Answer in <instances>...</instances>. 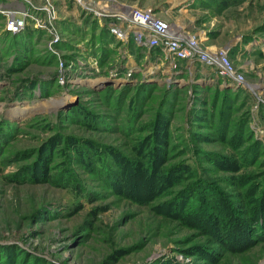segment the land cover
Here are the masks:
<instances>
[{"label":"rangeland","instance_id":"rangeland-1","mask_svg":"<svg viewBox=\"0 0 264 264\" xmlns=\"http://www.w3.org/2000/svg\"><path fill=\"white\" fill-rule=\"evenodd\" d=\"M34 1L25 0L22 9ZM116 1L150 8L184 26L203 47L228 48L251 90L264 91V0ZM4 23L0 15V264H264V241L227 245L230 234L222 222L250 208L240 202L247 186L233 187L231 178L257 166L219 164V156L236 161L245 155L244 144L232 149L214 135L224 108L218 103L211 112L208 87L220 82L193 67L199 81L179 74L180 81L167 84L159 71L148 70L153 59L99 35L103 26L81 14L77 24L57 20L58 40L50 45L32 25L26 28L41 35L20 44ZM241 99L230 104L229 127L245 110ZM252 105L251 95L249 114ZM158 114L169 121L167 161L150 174L148 132ZM196 132L210 139L192 140ZM207 153L217 161L207 162ZM178 162L209 180L225 202V215L223 208L204 206L206 215H216L217 233L186 215L196 203L181 200L191 180L163 187L164 170ZM106 167L121 169L120 187L103 175ZM194 194L193 201L203 197Z\"/></svg>","mask_w":264,"mask_h":264},{"label":"built area","instance_id":"built-area-1","mask_svg":"<svg viewBox=\"0 0 264 264\" xmlns=\"http://www.w3.org/2000/svg\"><path fill=\"white\" fill-rule=\"evenodd\" d=\"M66 2L77 7L83 16L101 24L114 40L143 52L144 60L153 59L148 70L159 71L167 84L178 79V64L185 62L189 66L204 68L209 79L220 82L219 88L248 89L253 98V105L250 108L247 127L252 139L259 143L264 151V128L256 117L257 107L264 108V91L251 90L250 84L244 79V72L234 68L230 62L228 48L203 47L200 38L190 34L184 26L157 17L150 8L140 9L116 0H63L64 5ZM26 3L29 5L26 10L0 7V15L5 17L3 30L10 35H17L26 26L32 25L34 29L45 33L49 38V45L56 42V0ZM155 61L158 63L155 64ZM188 75L192 77L191 73Z\"/></svg>","mask_w":264,"mask_h":264},{"label":"trees","instance_id":"trees-1","mask_svg":"<svg viewBox=\"0 0 264 264\" xmlns=\"http://www.w3.org/2000/svg\"><path fill=\"white\" fill-rule=\"evenodd\" d=\"M95 25L96 22L92 21ZM98 27V26H97ZM99 28V27H98ZM29 30L26 28L23 33L13 35L20 44L25 41V39H31L30 36H40L41 33L37 31ZM99 31L101 32L99 35H108V33L105 31V29L99 28ZM11 36V37H13ZM132 47V46H131ZM23 52V51H22ZM31 85V84H29ZM31 87V86H29ZM213 87V86H212ZM192 88H195L194 86ZM200 88V87H198ZM202 89V88H200ZM210 91L213 93L212 98V109L215 110L216 105L219 103L220 105H223V110L219 108V119L217 120L219 123L218 128L215 126V134L219 135L218 142L224 144L227 143L232 147V149H238V147H241V144H244V156L239 157L236 159V161L229 160L227 157L219 156V164H223L224 167H229L230 165L238 168L248 167V166H254L256 165L257 168L252 173L249 174H241L237 178H231V184H233V187L243 188L247 186V188L243 191V194L241 195L240 202H249L250 208H248L245 216H233L232 214L227 216L224 223L225 228L229 230L230 238L227 240V245L229 246H236V247H246V244L251 241L250 239H257L260 241H264V151L259 145V143L255 142L247 127L248 117H249V104L251 105V95L246 90H231L229 87H223L219 89L218 85L216 84L213 88L208 87ZM213 89V90H211ZM242 96L241 101L239 102L242 109H245L244 112L238 117L235 122H231V126H228V118H230V115L233 113L231 108L232 101L235 97L239 98ZM206 103V101H205ZM201 105H204V103H201ZM235 109V108H234ZM195 111V110H194ZM193 111V112H194ZM196 111L198 109L196 108ZM235 112V111H234ZM164 114V113H163ZM157 115L154 116V120H152L150 131L148 132L150 136L151 143H153L152 151L146 155V168L149 170L150 174L156 170V168H160V163L164 164L167 160L165 157V150H163V147L166 145L167 142V133H168V120L164 115ZM257 117L264 127V108L261 106L257 107L256 111ZM223 116L226 118V120H222ZM223 122V123H222ZM214 122L211 121L210 125H212ZM230 129L232 132L229 137L226 135V130ZM228 129V130H229ZM199 131V130H198ZM226 135V137H225ZM190 137L192 140L196 139H202L204 141L210 139V136L203 135L199 132L191 133ZM199 137V138H197ZM226 138V140H224ZM142 141V139L140 140ZM105 149L112 150V148L107 147L106 145L102 146ZM114 151V150H113ZM165 153V154H164ZM115 155H118L116 151H114ZM208 156L207 162L210 164L213 163V158H215V162L217 161V157L213 156L210 153L205 154ZM120 157V156H119ZM122 158V157H120ZM166 158V159H165ZM112 158H110L109 162L112 164L114 163L111 161ZM89 165L92 166V160H87ZM127 162H130L128 160H125ZM96 162V161H95ZM131 163V162H130ZM118 167L119 164H117ZM131 166H134V163L131 164ZM100 167V166H99ZM262 167V170L260 168ZM131 170V178L129 179L128 183H133V175H132V167H130ZM111 171V172H109ZM165 171V175L167 177L162 179L163 187H166L165 185H172V186H178L182 184L184 181L191 180L192 183L189 185V191L183 194L181 200H185V206L188 205L187 202H196L192 206V208L186 210V215L188 217L193 218L198 224H200L201 229L205 230L206 232H210L211 234L217 233L215 230H217V218L216 215L213 214V210L209 213V215H206L204 212V206H209V208L213 205L215 209L219 208L223 210H220L223 212V215H225V202H223L219 196L220 194H217V190L212 185V183L207 180L206 178H198L195 173L190 170L189 166L185 162H178V164L170 166ZM103 175L107 174V177L109 178V182L111 185L119 186L122 185V179L123 177L119 172H121V169L119 172H116L115 169H108L107 167L103 169ZM171 172V174H169ZM194 173V174H193ZM169 174V175H168ZM151 177V175H150ZM252 183V184H251ZM60 185H63V181H61ZM127 185V184H126ZM137 188V187H136ZM236 188V189H238ZM121 190V189H120ZM183 190H186V188H183ZM188 190V189H187ZM195 191H201L202 198H198V201H193L192 197H194ZM204 193L205 197H204ZM138 195V194H134ZM204 200V201H202ZM207 200V201H206ZM215 229V230H214Z\"/></svg>","mask_w":264,"mask_h":264},{"label":"crops","instance_id":"crops-1","mask_svg":"<svg viewBox=\"0 0 264 264\" xmlns=\"http://www.w3.org/2000/svg\"><path fill=\"white\" fill-rule=\"evenodd\" d=\"M63 0H56V8L58 11V20L60 22H64L67 24L68 22H73L74 24H77L78 21L80 20V14L83 16V14L80 12V10H77L75 8H68L67 5H62ZM0 7L5 8V9H22L26 7L25 1L23 0H0ZM179 71L181 75V79H186L189 78L188 73H191V76H194V78L200 77L201 73H205V69L201 68L199 66H189L185 64V62H179ZM199 68L200 72H196L194 68ZM242 72L244 71L243 68H241ZM205 70V71H204ZM200 73V74H199ZM197 75V77H196ZM199 81V80H198Z\"/></svg>","mask_w":264,"mask_h":264}]
</instances>
